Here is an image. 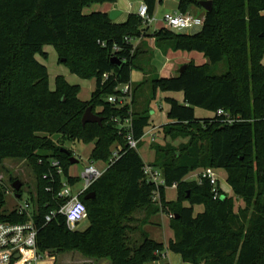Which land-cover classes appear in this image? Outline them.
I'll use <instances>...</instances> for the list:
<instances>
[{"label":"trees","instance_id":"16d2710c","mask_svg":"<svg viewBox=\"0 0 264 264\" xmlns=\"http://www.w3.org/2000/svg\"><path fill=\"white\" fill-rule=\"evenodd\" d=\"M115 1L0 0V162L5 158L32 162L37 178L38 208L33 219L38 250H78L88 257L108 258L111 264L158 262L167 250L191 264H264V0H211L199 31L181 33L161 27L151 33L158 48L197 51L208 63L190 61L171 77L148 73L149 82L131 86V106L146 82L150 101L157 91L182 92V102L164 98L169 109L162 129L174 138L198 136L175 154L169 145L152 147L155 158L150 164L161 170L167 187L176 184L172 201H166L164 187L159 189L160 203L172 215L174 237L165 245L141 231L136 247L126 242L128 224L136 210L150 206L154 185L144 177L145 163L137 150L142 140L132 149L126 137L143 136L150 124V101L142 110H133L128 104L110 103L107 97L119 94L116 87L130 82L132 70H142L139 48L128 39L140 37L147 28L137 13L117 23L107 12H82L95 3ZM159 1L143 0L149 15ZM193 5L202 8L199 0H178L177 11L186 13ZM45 45L54 47L58 62L70 72L94 79L88 101L80 100L78 85L69 84L62 75L55 77L54 89L49 88L47 67L36 58L47 57ZM112 57L120 63H112ZM220 63L225 72L216 74ZM88 106L102 117L100 124H82ZM195 108L213 115L197 118ZM128 118L129 127L122 126ZM60 139L93 141L89 158L93 162L108 161L112 147H120L119 157L80 195L88 221L83 230H69L63 214L45 220L61 203L56 197L60 177L55 169L61 167L70 183L78 181L68 171L73 153L67 148L69 155L60 151L65 148L57 144ZM198 139L205 140L204 147ZM55 159L57 165L52 164ZM206 167L226 170V182L244 207L234 211L232 198L220 188L222 196L214 198L206 179L186 180L193 170ZM51 184L52 191H47ZM89 191L95 196L84 199ZM4 204L5 193L0 190V221L25 220L3 209ZM195 205H202L203 211L194 215ZM159 211L156 206L149 214Z\"/></svg>","mask_w":264,"mask_h":264},{"label":"rangeland","instance_id":"374dc122","mask_svg":"<svg viewBox=\"0 0 264 264\" xmlns=\"http://www.w3.org/2000/svg\"><path fill=\"white\" fill-rule=\"evenodd\" d=\"M177 4L178 0H160L156 4V8L154 13L152 14V17L155 18V21L151 24V27H154L156 24L161 25V19L162 16L165 13H172L177 9ZM104 4L100 3H95L89 6H86L84 8V13L85 12H93V11H102ZM204 9L199 8L197 6H190L189 11L193 15H198V16H203L204 14ZM187 32H192V31H187ZM44 51L47 52V57H41L40 55H36V58L38 61L43 63L48 70V83H49V88L51 90L54 89L55 86V76L58 74H62L66 81L69 84L73 85H78V91H77V97L82 100V101H88L91 97V92L94 90L95 87V81L94 79H83L79 77L78 75L70 72L69 68L67 65L58 62V56L57 53L52 45H45L44 46ZM158 49H161L160 47L158 48L157 46H154L151 50L153 54H156ZM201 54V53H200ZM199 53L191 54L188 56L189 61L194 62L195 64L199 63L200 58H199ZM201 57V55H200ZM264 62V60H263ZM262 63V60H261ZM225 72V66L223 63H220L215 70L216 74H221ZM148 76H145L144 81H148ZM144 84V86H141L140 89H138L137 95L134 99V105L131 106V99H132V91L130 98L128 99L126 97V100L128 99L130 103H128L129 106L134 110H142L143 107L146 106L147 103H149V98H148V93L150 91V84L147 83ZM155 101V102H154ZM154 102V103H152ZM153 104L155 107H158V105H164V99L158 98L157 95H155L154 100L150 101V104ZM151 113V112H150ZM206 113V112H205ZM54 139L56 138L55 135H52ZM197 139L198 136L196 135L194 138H190L189 136L186 137H172L170 135H166L165 131L160 129L159 132L155 134V138L153 141V145L150 144L149 147H147V143H150L149 137H145L142 139V144L139 146L138 153L141 155V157L145 160V162H149L152 158V151L153 155L155 158V152L154 149L152 148L154 145H159V146H164V145H169L171 147V154L175 152L178 153L179 150L181 149L182 146L188 144L190 140ZM198 144L201 147L205 146V140L198 139L197 140ZM57 144H60L62 147H65L67 149H70L73 153V156L78 159V162L72 163L69 165L68 171L69 174L73 177H78V181L76 182L75 186L73 187L74 192H76L82 185V180L80 179V175L84 167L88 164H90L91 161L90 158V153L93 148V141L89 142H84V141H72V140H63L60 139ZM119 146L115 145L112 147V153L118 149ZM172 148L174 149V152H172ZM112 156V154H111ZM110 156V157H111ZM109 157V158H110ZM153 158V160H154ZM56 161L59 162V160L55 159ZM109 161V160H108ZM108 161L105 163L107 164ZM96 166H101L99 163H96L95 161L93 162ZM105 164V166H106ZM104 166V167H105ZM201 168H197L190 172L186 176L187 181H192L190 179H193V176L197 174ZM215 171L218 176V189H223L227 190L228 192L225 193V195L229 196L233 200L234 204V211H237L239 208L244 207V202L241 198L237 197L230 185L226 182V170L224 168H215ZM4 175L5 178V184L6 188L5 190L8 192H5V204L3 206V209H6L7 211L12 209V207L15 205V200L14 194L15 191L12 188V182L15 179H18L22 182V186L20 188V194H21V199L20 201H24L27 199L29 196L32 197V199L35 201L37 197V178L36 174L33 169L32 162L30 159L25 158V159H19V158H5L0 162V175ZM222 188H221V187ZM165 199L166 201H172L176 199V188L174 187H166L165 188ZM188 202H183V204L186 205ZM158 206L159 207V212L158 213H152L149 214L150 211L154 207ZM198 205H195V211L200 210L201 206L197 207ZM165 206H163L161 203L157 202H151L150 206L144 207L142 209L136 210L132 214V220L129 222L128 227L126 231V242L131 245L132 247H136L137 244L141 240V235L136 232V228L139 227L140 229V222L143 220L144 223L146 224L147 222L152 221V226H148L147 230L150 233V238H154L155 240L161 241L165 239V231H172L173 237H174V232L173 229L170 227V213L166 212ZM165 211V212H163ZM195 215V214H194ZM164 217L165 220H167L168 225L167 228H163L162 225L159 227L158 221L160 220L161 217ZM88 226V221L86 219L82 220L81 222L78 223L77 229L78 230H83ZM136 226V227H135ZM49 257H53V260H45L42 261L40 264H111L110 260L108 258H99V257H88L84 255L82 252L78 250H69V251H58V250H50L48 251ZM164 260V259H162ZM161 260V261H162ZM161 261L159 262H154V264H160ZM165 261V260H164ZM152 264V263H151ZM162 264V263H161ZM203 264V262L201 263Z\"/></svg>","mask_w":264,"mask_h":264},{"label":"built area","instance_id":"2783aa9c","mask_svg":"<svg viewBox=\"0 0 264 264\" xmlns=\"http://www.w3.org/2000/svg\"><path fill=\"white\" fill-rule=\"evenodd\" d=\"M137 15L140 17L143 27L148 28L155 21V18L152 17V15H149L147 6L144 2H142L139 6ZM161 22L163 23L164 28L174 32L195 33L201 29L204 23V15L195 16L191 14V12L181 13L176 11L172 13H165L162 16ZM128 41H131V39H128ZM104 77H107V75L104 74ZM116 90L119 91V94L109 95L107 97L108 102L117 104L118 106L128 104V99L130 98L132 91L130 82L119 85L116 87ZM126 97L128 98L127 100ZM217 113L224 114L227 119L229 118L222 110H218ZM228 121L230 122V120ZM129 125L130 119L128 118L122 126L129 127ZM154 131L155 127L150 126L149 124L144 129V134L139 140L134 139L130 134H128L126 137L127 146L132 149H137L138 142L147 136L149 137L150 142H153L155 138ZM119 151L120 147L112 153V156L106 164L107 167L119 157ZM52 164L57 165L58 161H54ZM104 171L105 169L102 170L97 168L93 162L86 165L80 175L82 185L76 192H74L73 187L76 183L72 184L67 181V179L63 178V171L61 167H57L55 172L56 175L60 177V188L57 191L56 197L61 200V203H59V207L57 209L52 210L45 215V220L49 221L56 215L63 214L65 216L66 227L72 231L76 230L78 223L87 217L86 206L80 199V195L83 194ZM143 172L145 180L154 185L151 200L153 202L160 203L159 189L160 187H167L161 170L151 164H145ZM42 178L47 179L48 177L46 174H43ZM203 179L209 181L214 198L222 196L218 189V176L214 168H202L193 176V179L190 180L201 182ZM50 180L53 184L54 179L50 178ZM5 182L4 175L1 174L0 190L4 193L8 192L5 190ZM52 184L46 187L47 191H52ZM171 187L176 188V184H173ZM221 190L227 193V191L223 188ZM14 198L17 202H15V205L12 209L8 210V212L14 211L16 215L25 216V220L20 222L9 220L0 221V264H40L42 261L48 259L53 260V257H49L48 251L40 252L37 248V226L33 219V214L38 208L37 203L29 197L24 201H20L21 194L19 198H16L15 196Z\"/></svg>","mask_w":264,"mask_h":264},{"label":"crops","instance_id":"0c3cea01","mask_svg":"<svg viewBox=\"0 0 264 264\" xmlns=\"http://www.w3.org/2000/svg\"><path fill=\"white\" fill-rule=\"evenodd\" d=\"M142 2H143V0H116L113 3H103L104 7H103L102 12L108 13L112 9L118 10L119 15L115 18L114 21L117 23H122L126 20L128 14L137 13L138 8ZM84 8H83L82 12L84 11ZM177 10H178V8L173 12H176ZM86 13H89V12H85V14ZM196 16H198V15H196ZM161 27H163V23H161V25L156 24L154 27H151V25H150L147 28V30L142 33V35L140 37L131 40V43L133 44L134 48H136V47L139 48V55H138L140 58L139 64H140V67H142V70L141 69L132 70L131 75H130L131 86L134 84L142 82L144 80L145 76H147L148 73L151 74L152 72L156 73L159 76H165V77L176 76L180 66L190 62L188 59V56H190L191 54H195V53L200 54V52H197V51L172 50L171 48H168L166 50H163L161 48V49H158L157 52H155L156 54H153L151 49L156 45L154 42V37H151L150 35L153 32V30H156V29L161 28ZM200 55H201V57H200ZM200 55H199V58H200L199 61L200 62L197 63V65L208 63V59L206 57H204V55L202 53ZM263 60H264V55L262 58V64L264 66ZM58 75H62V74H58ZM156 95H157V99L158 98L164 99L165 97H172V98L177 99L180 102L183 101V93L182 92H160V91H157ZM154 102H152V103H154ZM152 103L150 104V112H151L150 113V115H151L150 116V126L155 127L154 132L156 134L157 132L160 131L162 125H164L168 122L167 111L169 109V105L164 101V105H158V107H155ZM130 105H131V103H130ZM194 114H195V117H197V118L210 117L213 115L212 112H209V111H206L203 109H199V108H195ZM150 143L146 144L147 147H149ZM153 158H154V155H153V151H152V158L149 162H145V160L143 158H142V160L144 161L145 164H150L153 161ZM95 162L99 163L101 165L100 167L96 166L97 168L102 169V170L107 168V166H105V164H106L105 162H103V161H95ZM186 205H188V203H186ZM199 206H201V209L196 210V211L194 210L195 206L193 207L194 214H197V213H200L203 211V206L198 205L197 207H199ZM167 222L168 221L165 220V218L162 216L160 218V220L158 221V225H159V227L162 225V227L166 229L167 225H168ZM151 223H152V221L147 222L145 224L144 221L142 220L140 222V229H139V227H137L136 232H138V234L141 235L140 232L145 231V232H147V234L150 237V233L147 230V227L149 225L152 226ZM164 234H165V236H164L165 239L162 240V243H164L166 245L167 242L173 238V234H172L171 230L165 231ZM152 239H154V238H152ZM156 241H158V240H156ZM159 242H161V241H159ZM162 259H164L165 261ZM160 261H161V263H164V264H191V263L182 261L180 255L175 254L173 252H170L168 250L162 255ZM149 264H151V263H149ZM152 264H154V262Z\"/></svg>","mask_w":264,"mask_h":264},{"label":"water","instance_id":"95a60500","mask_svg":"<svg viewBox=\"0 0 264 264\" xmlns=\"http://www.w3.org/2000/svg\"><path fill=\"white\" fill-rule=\"evenodd\" d=\"M199 4L200 6L206 11H210L211 8H212V1L211 0H199ZM119 15V11L118 10H115V9H112L108 12V16L111 20H115V18ZM61 61H64V59H62ZM112 63L114 64H119L120 63V60L117 58V57H112L111 59ZM185 67V64L181 65V67L179 68V72H182V70L184 69ZM81 121H82V124H86V123H98L100 124L101 121H102V117L97 115L96 113H94L92 111V107L91 106H88L83 115H82V118H81ZM60 151L69 155V151L66 149V148H60ZM69 161L70 163H76L78 162V159L76 157H74L73 155H70L69 156ZM22 186V182L18 179H15L13 182H12V188L14 189L15 191V197L16 198H19L20 197V188ZM95 196L94 192L93 191H89L87 192L85 195H84V199H90V198H93Z\"/></svg>","mask_w":264,"mask_h":264}]
</instances>
